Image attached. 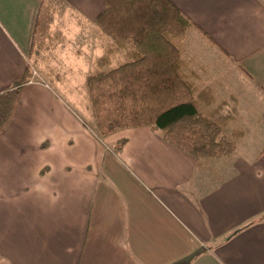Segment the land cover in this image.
Returning a JSON list of instances; mask_svg holds the SVG:
<instances>
[{"label":"crops","instance_id":"0c3cea01","mask_svg":"<svg viewBox=\"0 0 264 264\" xmlns=\"http://www.w3.org/2000/svg\"><path fill=\"white\" fill-rule=\"evenodd\" d=\"M168 1L193 25L184 73L237 112L226 128L242 133L234 154L198 163L148 128L98 140L47 85L28 80L0 134V262L264 264V131L245 142L241 123L254 108L240 99H255L264 119V0ZM60 4L103 40L95 21L104 0ZM38 9L0 0V93L28 68ZM190 35L207 61L187 49ZM95 48L83 52L94 68Z\"/></svg>","mask_w":264,"mask_h":264},{"label":"trees","instance_id":"16d2710c","mask_svg":"<svg viewBox=\"0 0 264 264\" xmlns=\"http://www.w3.org/2000/svg\"><path fill=\"white\" fill-rule=\"evenodd\" d=\"M36 2L29 58L38 51L47 8V0ZM95 24L110 40L85 79L98 138L148 128L198 163L234 154L242 133L224 130L236 110L226 114V101L183 71L181 45L193 26L188 18L168 0H104ZM118 56L122 60L114 65ZM29 78L28 67L13 88L0 93V134L12 123ZM124 144L119 141L116 150Z\"/></svg>","mask_w":264,"mask_h":264},{"label":"rangeland","instance_id":"374dc122","mask_svg":"<svg viewBox=\"0 0 264 264\" xmlns=\"http://www.w3.org/2000/svg\"><path fill=\"white\" fill-rule=\"evenodd\" d=\"M45 5L47 8L44 11V24H42L44 27L42 31H39L40 45H38V51L28 58L30 72L28 80L47 85L66 107L76 113L90 132L94 133L95 120L85 89V79L90 74L86 72L95 69L92 62L94 58L91 56L83 57V52L89 51L90 48L96 49L95 47L100 45L104 49L110 44V40L105 36H102L103 40H100L98 31L85 21L78 20V17L72 13L70 15L66 8L60 4V0H47ZM192 38L193 35L188 37L187 49L195 53L200 51V55L195 54L196 58L207 61V58L203 56L205 48L199 47L196 40ZM121 60L119 57L114 60L113 64L116 65ZM240 99L247 103L245 106L254 108V112L250 109L253 118L260 117L262 120L259 121H264L262 112L259 113L260 108L263 107L253 104L256 102L255 99L250 100L248 97ZM251 101L252 104H249ZM251 116H247L246 121L241 123L249 136L245 142L252 140L250 137L254 133L264 131V122L254 123L255 119H252ZM224 131L226 135L231 134L228 129ZM96 138L101 141L104 140V138L97 136ZM258 146H264V139L258 143ZM117 153L118 150H116L115 145L105 147L106 157ZM2 263L4 264V261L0 262V264Z\"/></svg>","mask_w":264,"mask_h":264},{"label":"built area","instance_id":"2783aa9c","mask_svg":"<svg viewBox=\"0 0 264 264\" xmlns=\"http://www.w3.org/2000/svg\"><path fill=\"white\" fill-rule=\"evenodd\" d=\"M29 82L31 83V82H33L32 80H29Z\"/></svg>","mask_w":264,"mask_h":264}]
</instances>
